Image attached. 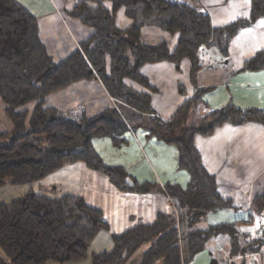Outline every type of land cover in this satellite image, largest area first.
Instances as JSON below:
<instances>
[{
    "label": "trees",
    "instance_id": "obj_1",
    "mask_svg": "<svg viewBox=\"0 0 264 264\" xmlns=\"http://www.w3.org/2000/svg\"><path fill=\"white\" fill-rule=\"evenodd\" d=\"M250 2L248 19L213 29L195 0H78L67 15L90 34L76 51L55 63L40 42L36 18L16 0H0V187L27 185L80 161L104 174L121 192L159 190L154 184L130 180L120 167L106 165L92 147V140L102 138L113 147H122L125 134L140 128L148 137L175 148L177 168L187 174L188 183L184 187L166 184L161 189L174 213L159 214L150 225L112 236V250L93 255L91 264H188L218 236H226L229 242L223 264H250L252 255H257V262L263 259L264 223L260 230L242 228L250 226L251 219L242 224H207L208 214L233 208L218 194L213 176L202 166L193 145L195 135L208 136L224 123L264 126L260 109L228 104L208 114H195L204 94L196 83L201 69L197 51L212 45L225 53L228 41L240 29L264 18V0ZM120 10L131 21L128 28L116 26ZM145 26L178 34L175 49L170 51L164 43H141L140 31ZM182 58L190 61L189 79L195 92L168 121H162L150 102L149 93L156 90L140 69ZM243 69L264 70V51L246 61ZM89 80L102 84L115 100L114 107L81 120L44 107L47 96ZM127 81L148 93L136 91ZM251 208L257 216L264 212V193L254 196ZM101 217L99 210L74 196L49 200L28 192L0 204V264L84 260L90 241L100 229H107Z\"/></svg>",
    "mask_w": 264,
    "mask_h": 264
},
{
    "label": "crops",
    "instance_id": "obj_2",
    "mask_svg": "<svg viewBox=\"0 0 264 264\" xmlns=\"http://www.w3.org/2000/svg\"><path fill=\"white\" fill-rule=\"evenodd\" d=\"M37 21L38 36L46 53L55 63L62 62L79 47L90 31L69 12L78 0H16ZM206 12L213 29L226 27L249 18L250 0H195ZM131 21L124 10L116 14V26L128 28ZM178 34H168L155 26L140 31V41L146 45L166 44L170 51L177 45ZM264 51V18L240 29L229 41L225 53L216 46H200L197 51L201 66L196 75L197 87L204 90L203 105L196 115L208 114L231 104L240 109L264 110V70L245 71L246 61ZM190 61H161L146 64L140 73L156 90L149 93L151 107L162 121L195 92L189 79ZM138 92L142 87L127 81ZM102 84L97 80L75 82L49 96L45 108H53L69 119L90 118L115 106ZM122 147H113L106 138L92 140V147L108 166L120 167L130 180L139 184L156 185L159 190L148 193L121 192L108 178L89 169L83 162L66 164L33 183L0 187V204H8L28 192L49 200L63 196L80 197L86 205L101 212L107 229H100L90 241L84 260L65 264H91L93 255L108 253L113 248L112 236L120 235L137 225H150L159 214L174 213V206L161 191L166 184L184 187L188 183L185 172L178 170L176 150L140 128L128 131ZM193 145L200 154L201 164L213 176L218 194L229 200L233 209L207 215L208 225L240 223L251 219L245 230H260V215L252 212L254 196L264 193V126L255 122L240 125L224 123L208 136L195 135ZM264 213V212H262ZM261 213V214H262ZM264 218V216H263ZM229 248L228 238L218 236L206 243L203 251L188 264H223ZM249 256L250 264H264L263 259ZM238 260V259H237ZM46 264H57L47 262Z\"/></svg>",
    "mask_w": 264,
    "mask_h": 264
},
{
    "label": "rangeland",
    "instance_id": "obj_3",
    "mask_svg": "<svg viewBox=\"0 0 264 264\" xmlns=\"http://www.w3.org/2000/svg\"><path fill=\"white\" fill-rule=\"evenodd\" d=\"M31 108V107H30ZM195 114H197L196 112H195ZM199 116V115H198ZM0 119H1V115H0ZM263 216H264V213H262L259 217H260V222L261 223H264V218H263Z\"/></svg>",
    "mask_w": 264,
    "mask_h": 264
}]
</instances>
